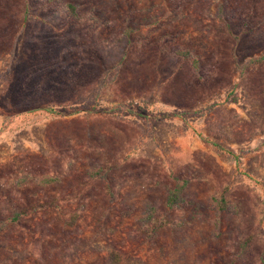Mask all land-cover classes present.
I'll use <instances>...</instances> for the list:
<instances>
[{"label":"rangeland","instance_id":"obj_1","mask_svg":"<svg viewBox=\"0 0 264 264\" xmlns=\"http://www.w3.org/2000/svg\"><path fill=\"white\" fill-rule=\"evenodd\" d=\"M0 264H264V0H0Z\"/></svg>","mask_w":264,"mask_h":264},{"label":"trees","instance_id":"obj_2","mask_svg":"<svg viewBox=\"0 0 264 264\" xmlns=\"http://www.w3.org/2000/svg\"><path fill=\"white\" fill-rule=\"evenodd\" d=\"M71 8V10H73V6H69ZM184 184L183 185H179L177 186L168 196L167 198V204L169 206H173L175 204V202L178 201L179 199V195L181 193V190L183 188Z\"/></svg>","mask_w":264,"mask_h":264}]
</instances>
